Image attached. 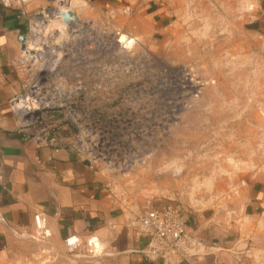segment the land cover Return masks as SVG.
<instances>
[{"label":"rangeland","instance_id":"374dc122","mask_svg":"<svg viewBox=\"0 0 264 264\" xmlns=\"http://www.w3.org/2000/svg\"><path fill=\"white\" fill-rule=\"evenodd\" d=\"M257 3L164 0L161 33L126 14L105 15L82 19L87 28L74 38L95 42L102 70L110 72L105 65L113 58L111 71L122 80L117 96L99 99L120 122L103 150L119 162L135 160L127 169L103 167L114 195L136 216L163 205L183 210L199 253L182 264L207 251L213 260L206 264H264V34ZM56 23L42 42L67 40ZM121 37L132 47L117 45ZM36 50L27 64L31 79L53 71V51L61 55ZM80 254L89 255H69Z\"/></svg>","mask_w":264,"mask_h":264},{"label":"crops","instance_id":"0c3cea01","mask_svg":"<svg viewBox=\"0 0 264 264\" xmlns=\"http://www.w3.org/2000/svg\"><path fill=\"white\" fill-rule=\"evenodd\" d=\"M57 2L0 0V264H161L142 253L149 239L130 226L135 214L115 197L106 170L72 148L37 146L18 125L13 100L23 95L25 78L19 68L20 39L27 36L28 18ZM257 2L256 20L264 34V0ZM71 3L79 19L107 15L115 20L126 14L132 24L141 23L152 34L161 33L168 23L164 0ZM51 122L60 128L62 142L69 141L71 129ZM71 236L79 244L68 252L65 239ZM199 241L203 248L205 240ZM85 251L88 257L69 255ZM210 253L202 252L204 256L188 264H206L213 260Z\"/></svg>","mask_w":264,"mask_h":264},{"label":"built area","instance_id":"2783aa9c","mask_svg":"<svg viewBox=\"0 0 264 264\" xmlns=\"http://www.w3.org/2000/svg\"><path fill=\"white\" fill-rule=\"evenodd\" d=\"M67 11L73 12L71 0H58L55 6L43 9L27 20L26 51H23L19 61V68L25 75L24 91L22 96L13 100L18 125L27 129L37 146H49L55 150L72 148L80 158L102 168L121 164L119 168L127 169L135 162L132 157L119 162L120 159L116 160L109 149L103 150L113 145L108 130L117 128L120 122L116 116H108V107H103L99 100L117 96L123 89L122 80L111 71L113 58H109L105 65L110 72L102 70V60L95 52V42L74 39L80 37L88 21L79 19L73 12L77 20L65 24L58 12ZM56 22L63 24L67 40L59 45L42 42L41 38L45 34L49 36L47 33L53 31L50 29L58 24ZM131 43L128 40L123 45L132 47ZM38 45L44 50L54 49L61 55L51 51L49 66L53 71L43 78L31 79L28 77L27 64L38 51H42L36 50ZM19 104L21 108L16 107ZM51 121H60L71 129L69 141L62 142L58 136L60 128ZM130 226L148 237L149 241L142 253L150 262L182 264L195 254L198 247L189 231L187 217L178 206L163 205L143 211L130 220ZM78 244L76 237L65 239L68 252L74 251Z\"/></svg>","mask_w":264,"mask_h":264},{"label":"water","instance_id":"95a60500","mask_svg":"<svg viewBox=\"0 0 264 264\" xmlns=\"http://www.w3.org/2000/svg\"><path fill=\"white\" fill-rule=\"evenodd\" d=\"M58 15H60L62 17V21L65 24H68V23H71V22L77 20L76 15L73 12H71V11H67V12H64V13L58 12ZM20 42L22 43V46H21L22 51H26L25 37H22L20 39ZM30 53H32V52H30Z\"/></svg>","mask_w":264,"mask_h":264},{"label":"bare ground","instance_id":"6f19581e","mask_svg":"<svg viewBox=\"0 0 264 264\" xmlns=\"http://www.w3.org/2000/svg\"><path fill=\"white\" fill-rule=\"evenodd\" d=\"M63 26V25H62ZM64 27V26H63ZM128 39H124L123 37H121V39H117V43H128V41H127ZM127 47V46H126ZM23 112V111H22ZM24 114V113H23Z\"/></svg>","mask_w":264,"mask_h":264}]
</instances>
